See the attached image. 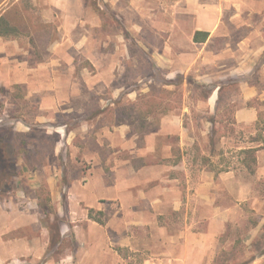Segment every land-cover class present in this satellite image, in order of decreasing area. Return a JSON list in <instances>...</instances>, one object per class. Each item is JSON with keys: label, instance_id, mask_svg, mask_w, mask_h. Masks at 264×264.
Segmentation results:
<instances>
[{"label": "crops", "instance_id": "1", "mask_svg": "<svg viewBox=\"0 0 264 264\" xmlns=\"http://www.w3.org/2000/svg\"><path fill=\"white\" fill-rule=\"evenodd\" d=\"M8 1L0 0V12L9 7ZM17 1L14 0L12 4ZM32 1L37 5L44 4V20L58 23L59 28L66 33L64 41L53 48L59 56L32 66L29 58L25 57L29 49L17 37L0 36V86H26L28 93L24 98L31 100L36 96L39 109L43 112L37 121L52 120L60 112H74L76 108L71 103L75 99H99L104 109L105 98L102 94L114 79V65H102L97 51L107 41L101 42L87 30H101L102 18L89 9L86 0ZM172 4L171 11L168 10L172 20L161 26L154 23L150 28L156 34H167L162 48L153 45L148 47L156 66L166 69V77L185 76L192 72L197 82L214 84L206 101L210 112H216L220 100H231L236 103L234 126L237 132L256 135L255 132H259V112L264 111V0H174ZM181 7L180 11L178 8ZM78 27L87 33L83 34L82 40L77 41L74 35ZM133 29L135 33L141 32L140 27L134 26ZM197 32L199 37L203 36L202 32H208L209 35L204 41H195ZM123 34L122 30L118 36ZM122 41H125L124 37L118 39L121 44ZM63 50L86 51V59L97 68L96 73L86 79L89 91L82 92L64 86V79L69 80L67 82L73 80L64 78V73H61V66L68 59L59 53ZM70 62L73 64V61ZM48 83H52L49 90ZM120 89L113 94L118 95ZM80 108L82 112L83 108ZM101 115L103 113L90 120L83 119L84 123L76 132H71L74 133L68 141L74 156L91 161L93 168L88 174L69 176L72 179L67 191L70 221L62 220L60 230L61 238L64 239L68 232L66 226H70L78 248L76 253L66 255L62 260L64 264H127L111 246L114 243L111 235L114 224L111 221L102 224L90 218V209L106 212L110 206L116 205L124 213V217L118 220L119 226L125 228L120 229L116 236L117 242L134 251L142 249V238L137 228L150 226L157 233L152 235L150 246H147L152 254L172 258L179 264L191 259L192 237L198 240L195 241L197 249L205 245V231H195L191 227H200L204 218L202 211L207 207L216 214L217 211H232L236 208L234 204L246 199L256 202L253 209L264 215V148L257 152L255 173H250L248 169L238 172L232 168L218 173L220 178L229 179V183L222 187L226 200L231 204L223 206L222 199L216 202L215 195L222 197L224 193L216 191L211 199L212 196L209 197L206 192L207 174L215 172L208 171L206 167L195 170L185 153L178 160H170L175 156L168 137L177 139L183 151L195 143V138L190 134V125H185L180 117L170 113L164 115L159 127L146 134L140 146V135L136 133L128 136L131 129L129 124L122 122L112 126V131L109 123H100ZM10 120L16 131L30 130L26 122ZM19 123L24 125L19 126ZM78 136L80 140L75 141ZM260 142L246 141L239 148L256 147ZM59 150L61 144L56 145L55 153ZM128 151L133 157L128 156ZM150 156L155 159H148ZM136 158L141 161L136 163ZM113 162L118 164L114 169L119 174H106L105 165ZM237 174H254V178L241 182ZM64 176L66 174H48L47 177L59 217H62L64 208L59 201L62 190L57 185ZM34 201L37 204V199ZM153 211L157 215L145 216L147 212ZM177 211L186 212L185 225L188 227L184 234L187 242L182 246V253L175 250V240L168 236L159 217L160 214L169 216ZM39 216L30 213L28 206L20 202L8 197L5 200L0 198V264H37L44 257L51 237L40 223ZM261 226L262 222L252 229V239L261 233ZM157 242L162 243L161 248L157 247Z\"/></svg>", "mask_w": 264, "mask_h": 264}, {"label": "rangeland", "instance_id": "2", "mask_svg": "<svg viewBox=\"0 0 264 264\" xmlns=\"http://www.w3.org/2000/svg\"><path fill=\"white\" fill-rule=\"evenodd\" d=\"M13 1L9 0L8 5L10 6ZM28 1L32 7L27 14H24L27 18L18 19L17 22L20 21L21 25L26 22L28 25L30 23L32 29H30L29 35L24 33L17 38L22 45L29 49V53L25 57L29 58L32 66H36L39 61H49L59 56L53 48L56 44L64 41L66 33L59 28L58 23L44 20L42 16L44 4L37 5L32 0ZM86 1L89 9L96 12L103 20L101 30L92 28L87 30L91 35L101 39V42L107 41L106 45H100L97 53L102 65H114L115 70L113 81L102 94L105 98L103 106L107 110V119L105 122L100 120V123H109L111 128L119 125L120 122L129 124L131 129L128 136L136 133L140 135L138 144L142 146L146 134L159 127L164 115L170 113L180 117L185 125H190V134L195 138V143L190 145L187 151L186 149L183 151L182 147L178 145L177 139L173 138L172 140L168 137V142L173 144L172 150L175 156L170 160H178L185 153L189 164L195 170L206 167L208 171L215 172L216 174H207L206 190H208L206 192L209 197L212 196L211 199L216 191L224 193L222 197L215 195L216 202L222 199L223 206H229L231 203L228 202V199L226 200L225 189L222 187L229 183V179L220 178L218 173L229 168L236 169L238 172L247 169L241 163L242 156L239 147L258 133L255 132L256 135H252L250 132H237L234 126L236 103L231 100L225 99L223 102L220 100L216 112H210L206 101L214 84L197 82L192 72L185 76L180 74L174 78L166 77V69L156 66L148 47L153 45L162 48L167 34H156L150 28L154 23L161 26L172 20L168 10L171 11L174 0ZM178 9L181 11L182 7ZM18 16L20 15L18 14ZM179 20L181 19H177V21ZM42 22L51 24V26L44 27ZM134 26L141 28L139 34L135 33ZM122 30L124 34L118 36ZM76 31L74 39L77 41L82 40L83 34L87 33L82 27H78ZM120 37H124L123 44L118 42ZM85 52H76L75 50L59 52L61 55L63 54V57L69 59V61H66L68 59L64 60L61 73H64V78L73 80L67 82L69 80L64 79L65 87L76 88L82 92L90 90L86 79L89 75L96 73L97 68L89 59H86ZM70 60L73 61V64ZM50 85L52 83H48V90ZM61 85L62 83L60 87ZM119 87H121L120 93L114 95L113 92H118ZM27 93L28 89L23 85L0 86V154L1 151L3 152L0 156V198L5 200L8 197L14 202L28 206L29 212L33 215L40 214V223L49 231L51 238L44 257L38 260L37 264H64L62 260L67 257L66 255L76 253L78 248V242L72 228L69 229L70 226H66L68 232L64 239L56 229L62 220L70 221L68 220L70 215L68 201L64 198L72 182L69 176L70 174H88L93 168L91 161L82 159L81 156H74L68 141L77 128L84 123V120L92 119L88 117L86 108L89 107L93 98L89 101L83 98L75 99L71 103L76 108L74 112H60L54 115L52 120L37 121L39 116L42 117L43 112L39 109L36 96L31 100L24 98ZM152 93L155 96L158 95V98L162 96L164 101L167 99L166 97L172 99L177 108L167 112L156 108L149 111L147 106H139L134 109L132 105L135 102ZM118 104L126 110L118 108ZM79 107L83 108L82 112L79 111ZM141 112H144L145 115H140ZM47 115H49L48 112ZM119 116H124L121 120L119 119L120 122L118 121ZM10 119H16V123L17 120H22L30 127V136L27 139H31V141L27 147L16 146L15 137L18 131L13 128ZM63 123H66L67 126L64 127ZM14 125L17 126L15 123ZM18 125L23 126L24 124L19 123ZM34 131L40 132V134L35 135ZM66 131L68 135H65ZM72 131L74 132L71 133ZM112 131H114L113 128ZM75 139V141L80 140V137ZM33 140H37L38 147L34 145ZM58 144H61V150L56 154L55 148ZM127 154L132 156L129 151ZM148 159L155 158L150 156ZM138 160L136 158L134 161L138 163ZM163 161L168 162V160ZM117 165L115 162L105 165L106 174H119L114 169ZM48 174H66L58 181L57 185L62 190L61 199H59L64 208L61 213L62 217L58 216L56 205L52 201ZM253 175L237 174L241 182L253 180ZM213 182L218 187L212 185ZM191 184L195 185L193 181ZM23 190H25V194H23ZM262 191L264 192V190ZM48 194L51 199H47ZM36 199L38 205L35 204L34 200ZM255 203L244 199L239 200L237 205L234 204L236 208L232 211H223L222 213L217 211L216 214L209 207L202 211L204 216L202 224L199 225L200 227L191 228L195 231H205V245L197 249L195 241L198 240L192 237L191 259L185 264H264V215L253 209ZM156 213L154 211L147 212L145 216L152 217L153 214L157 215ZM92 216L90 218L98 222L103 221L102 224L107 221L114 224V227L111 228L114 243L111 246L126 260L127 264H179V261L172 258L152 254L147 246H150L152 235L157 233L150 226L137 228L142 238L141 250L134 251L129 247L121 246L117 242L116 236L122 228L119 226L118 220L124 217V213L116 205L110 206L106 212L94 210ZM159 217L168 236L175 240V250L182 253V246L187 242V236L184 235L188 228L185 225L186 212L177 211L169 216L160 214ZM260 222H262L261 233L252 239L250 232ZM71 225L73 226V223ZM156 245L161 248L162 243L157 242Z\"/></svg>", "mask_w": 264, "mask_h": 264}, {"label": "trees", "instance_id": "3", "mask_svg": "<svg viewBox=\"0 0 264 264\" xmlns=\"http://www.w3.org/2000/svg\"><path fill=\"white\" fill-rule=\"evenodd\" d=\"M31 5H29V1L28 0H19L15 3H13L12 5H10L8 8L5 9L4 12H0V36L3 37H18L21 34H30V29H32V26H30V23L28 25V23L26 22L25 24H22L17 22L18 19H22V18H27L26 16H24V14H27L28 11L31 9ZM18 14L20 16H18ZM44 27H50L51 24L42 22ZM24 29V30H22ZM23 32H22V31ZM203 36L199 37V32L196 33L194 39L195 41H204L207 39L209 33L208 32H202L201 33ZM167 98V99H166ZM165 101L164 98L162 96L158 95H154L152 94H148L147 96H145L144 98H142V100L135 102L132 106L134 107V109H137L139 106H147V109H149V111L153 110V109H158L161 111V109H163L162 111L167 112L169 110H173L175 108H177L175 105V103H173L172 99L166 97ZM143 99H145V101H143ZM141 104V105H140ZM89 107L86 108V110H88V117L89 118H93L95 116L100 115L101 113H103V115H101L100 120L102 121H106L107 119V110L102 109L100 104H99V99L93 98L90 102V105H88ZM118 104L117 107L123 110H126L125 108H121V106ZM217 108H219V104L217 106ZM124 115V114H123ZM140 115H145L144 112H141ZM124 116H119V119L121 120V118ZM235 118V117H234ZM120 122V121H119ZM118 122V123H119ZM117 123V124H118ZM121 123V122H120ZM257 128L259 130L258 134L256 136H253L251 141L252 142H258V141H262L260 142L259 146L256 147H249V148H245L240 150V155H242V159H241V163L248 169V171L250 173H255L256 171V167H257V152L258 150L264 148V136H263V131H264V112L260 111L259 112V120L257 122ZM231 130H233V128H231ZM35 135H39L40 132H36L34 131ZM30 136V130L28 131H18L16 133V137H15V143L16 146L18 147H27V145L30 144V140L27 139V137ZM33 143L35 146H39L37 145V140H33ZM262 143V144H261ZM3 154V152L1 151L0 156ZM5 161V158H4ZM225 170V169H224ZM49 195V194H48ZM64 198L67 201V195H64ZM47 199H51V196L49 195ZM93 209H90L89 214L90 217L92 216L93 213ZM101 223H103V221H99ZM57 229V233L59 235H61L60 232V226H56ZM260 240V239H259Z\"/></svg>", "mask_w": 264, "mask_h": 264}]
</instances>
